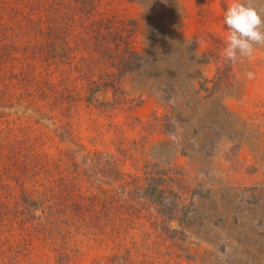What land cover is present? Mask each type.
<instances>
[{
	"label": "rangeland",
	"instance_id": "obj_1",
	"mask_svg": "<svg viewBox=\"0 0 264 264\" xmlns=\"http://www.w3.org/2000/svg\"><path fill=\"white\" fill-rule=\"evenodd\" d=\"M50 1L0 0V264H264V0Z\"/></svg>",
	"mask_w": 264,
	"mask_h": 264
},
{
	"label": "trees",
	"instance_id": "obj_2",
	"mask_svg": "<svg viewBox=\"0 0 264 264\" xmlns=\"http://www.w3.org/2000/svg\"><path fill=\"white\" fill-rule=\"evenodd\" d=\"M48 2H49V0H47ZM54 0H52V1H50V3L51 2H53ZM76 2H78V0H75ZM97 1L98 0H88V3H85V0H84V3H82V0H79V2L80 3H82V4H80V5H82L81 6V8H83V9H85L87 12H90V11H92L93 10V7L95 6V4L97 3ZM52 5V4H51ZM53 14H54V11H53ZM55 17H56V22H58V20L60 19L59 18V13L57 12V14L55 15ZM53 19H54V17H53ZM55 29H57V28H55ZM51 31V30H50ZM56 48V47H55ZM57 50V49H56ZM128 55H129V57H130V60L131 61H129L128 60V62L126 63V65H127V67H125L126 69H124V72L125 73H127V72H131V71H133L134 70V68L135 67H138L139 65V60L141 59V55H139L136 51H134L133 49H129L128 50ZM121 62L123 63V65H124V59L123 60H121ZM106 86V85H105ZM98 89H100V87H96V89L95 90H98ZM146 192V194H148V195H146V197L149 199V200H151L152 202H156L155 200H157L156 199V197H155V194H154V192L152 191L151 193H149V192H147V191H145Z\"/></svg>",
	"mask_w": 264,
	"mask_h": 264
},
{
	"label": "crops",
	"instance_id": "obj_3",
	"mask_svg": "<svg viewBox=\"0 0 264 264\" xmlns=\"http://www.w3.org/2000/svg\"><path fill=\"white\" fill-rule=\"evenodd\" d=\"M239 200L237 199V202H238ZM237 204V203H236Z\"/></svg>",
	"mask_w": 264,
	"mask_h": 264
}]
</instances>
